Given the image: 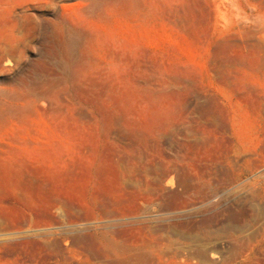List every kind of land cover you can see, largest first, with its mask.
I'll return each instance as SVG.
<instances>
[{"label": "rangeland", "instance_id": "rangeland-1", "mask_svg": "<svg viewBox=\"0 0 264 264\" xmlns=\"http://www.w3.org/2000/svg\"><path fill=\"white\" fill-rule=\"evenodd\" d=\"M0 264H264V0H0Z\"/></svg>", "mask_w": 264, "mask_h": 264}]
</instances>
